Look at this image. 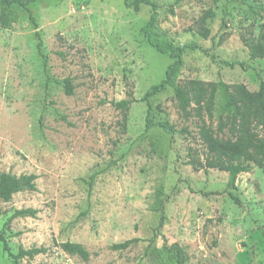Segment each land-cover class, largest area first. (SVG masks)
Instances as JSON below:
<instances>
[{
    "label": "rangeland",
    "instance_id": "obj_1",
    "mask_svg": "<svg viewBox=\"0 0 264 264\" xmlns=\"http://www.w3.org/2000/svg\"><path fill=\"white\" fill-rule=\"evenodd\" d=\"M149 1L158 7L153 37L184 46L176 84L257 90L264 59L251 60L245 41L263 32L264 0ZM29 9L35 25L26 12L0 6V174L36 176L35 190L0 201V229L15 211L35 210L13 219L4 235L13 253L46 250L19 264H175L176 247L184 264H264V171L252 166L237 176L236 205L227 173L189 163L205 157L199 130L216 128L220 92L212 117L192 109L185 118L166 88L149 100L150 120L174 132L144 131L146 104L138 100L171 62L145 41L151 8L35 0ZM64 79L72 95L53 81ZM122 100H132L126 111L113 105ZM98 170L89 192L84 180ZM133 238L141 241L111 249ZM66 241L81 244L88 259L61 251ZM0 264H13L1 245Z\"/></svg>",
    "mask_w": 264,
    "mask_h": 264
},
{
    "label": "trees",
    "instance_id": "obj_2",
    "mask_svg": "<svg viewBox=\"0 0 264 264\" xmlns=\"http://www.w3.org/2000/svg\"><path fill=\"white\" fill-rule=\"evenodd\" d=\"M35 0H0V6L5 9L15 10L17 12H26L30 21L35 25V20L32 16L29 4ZM124 5L138 11L140 5H146L151 8V14L148 22L142 29L145 41L154 48L157 52L167 56L171 62L168 64L163 79L150 86L144 95L138 100L146 104V121L144 131L147 132L153 127L162 129L165 133L171 134L174 128L171 125L163 122H153L150 120L151 105L149 100L162 93L166 88H170L178 110L185 118L192 116L191 110L195 111L196 116H201L202 110L209 117H212V112L215 106V94L220 92L222 97V107L217 118L216 128L213 129L210 125H202L199 130L200 139L205 147V157L203 161L199 158L190 156V165L195 171L201 169H216L228 174V192L230 199L234 204H239V199L233 193L236 190V179L240 173H247L255 166L264 171V79L258 75V88L256 91H249L243 84H225L222 81L218 82H202L199 80H189L183 84H176L175 79L182 66L181 54L184 46L173 45L168 42L156 40L152 35V29L156 22L157 5L149 0H123ZM214 4L222 0H211ZM178 3V0L175 4ZM172 13V9L170 10ZM264 12V10H263ZM213 17L211 10L204 13L200 19L201 29L205 31L203 24L207 19ZM263 32L255 39V41H245V46L249 52L251 60L264 59V20L262 22ZM40 46V44H39ZM194 47V46H191ZM224 64L233 68L239 66L244 68L245 65L241 62ZM55 84L60 85L65 94L72 95L73 87L69 79L61 81L53 80ZM132 100H122L113 103L114 107L122 111H126ZM227 134V136H226ZM103 170H98L91 174L87 180H84L90 192L93 188L96 177ZM36 176L33 174L16 176L11 173L0 174V201L8 202L16 193L23 191L35 190ZM36 213L32 209H24L15 211L3 224L0 229V245L2 252L11 260L13 264H19L21 259H32L38 254L44 253V248H31L24 250L19 248L16 253H13L8 241L4 235V230L9 226L10 222L18 217L34 216ZM82 212L80 217L85 215ZM79 218V217H78ZM141 240L133 238L122 243L113 244L112 250L123 251ZM61 251L69 256H77L82 260H87L89 252L78 243L62 242L58 244ZM175 264H184L186 258L180 247L172 248L171 251Z\"/></svg>",
    "mask_w": 264,
    "mask_h": 264
}]
</instances>
